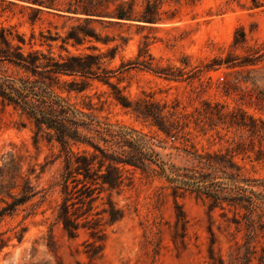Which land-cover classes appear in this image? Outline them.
<instances>
[{"label": "rangeland", "instance_id": "rangeland-1", "mask_svg": "<svg viewBox=\"0 0 264 264\" xmlns=\"http://www.w3.org/2000/svg\"><path fill=\"white\" fill-rule=\"evenodd\" d=\"M260 1V6L253 7L251 0H161L160 19L155 23L134 21L128 27L93 24L100 38L111 40L107 45L92 38L80 45H71L73 39L64 44L71 53L88 52L92 45L105 52L117 45L114 58L102 62V68L112 71L108 81L129 101L147 100L163 107L164 114L175 110L182 126L176 140L164 139L156 127L116 103L111 85L101 81V70L95 77L83 78L85 89L68 97L72 102L90 99L102 121L153 136V149L175 166L191 164L184 150L224 152L232 147L239 152L234 161L242 167V175L261 177L264 163L254 158L260 145L264 150V138L229 126L225 115L234 111L235 118H240L239 112L244 111L264 119V0ZM136 2L141 10L144 0ZM19 4L0 0V26L23 33L26 41L31 31L36 40H43L41 34L57 37L52 51L65 54L59 46L71 27L81 24L47 12L31 24L33 14ZM235 31L237 45L233 44ZM249 61L254 64L245 63ZM144 65L153 70L169 68L170 75L155 73ZM6 68L23 74L0 62V76ZM35 130L24 114L0 101V167L8 154L20 156L23 171L28 165L35 168L30 179L38 191L30 202L0 220V264H208L211 240L214 251L226 262L234 243L241 241L240 234L228 226L231 214L224 216L219 208L210 211L209 200L190 188L176 192V202L187 220L184 234L176 232L177 210L168 182L163 177L146 176L139 169H130L131 181L120 191L102 190L98 195L94 190L92 197H98L91 207L87 198L83 202L73 198L72 209L85 212L77 220L84 227L69 236L55 220L54 209L61 201L59 187L48 188L60 167L59 160L51 161L57 147L48 143L43 133L35 145ZM99 145L103 143L99 141ZM107 198L123 211L122 218L112 223L102 211ZM32 203L34 213L24 217ZM91 227H96V232L91 233Z\"/></svg>", "mask_w": 264, "mask_h": 264}, {"label": "trees", "instance_id": "trees-1", "mask_svg": "<svg viewBox=\"0 0 264 264\" xmlns=\"http://www.w3.org/2000/svg\"><path fill=\"white\" fill-rule=\"evenodd\" d=\"M7 1L10 4L20 3L22 9L29 10L33 14L31 24L43 12L81 24L71 27V32L59 46L65 54L59 52L57 55L52 51V43L57 37L41 34L43 40H36L31 31L26 41L23 33L0 26V62L23 72H7V68L4 70L0 76V101L2 105H10L19 110L33 123L36 129L33 136L35 145L40 140L41 133L48 143H55L57 153L51 161L59 160L60 167L52 176L48 188L59 187L61 201L54 209L55 220L62 224L68 235L75 236L78 228L84 227L77 220L85 212L72 209L76 203L73 198L80 202L87 198V204L91 207L92 201L102 190L120 191L131 181L130 169H139L146 176L163 177L168 182L177 210L174 222L176 232L184 234L187 223L176 202L179 188H190L203 194L209 200L210 211L219 208L224 216L227 212L231 214L227 218L228 226H232L234 232L240 234L241 241L234 243L226 262L214 251V240H211L207 248L208 264H264V174L261 177L243 176L242 167L234 161L235 155L239 153L235 152V148H226L224 152H199L195 148L193 151L184 150L191 158V164L188 167L175 166L161 159L153 149V145H156L153 136L133 127L102 121L94 112L90 99L72 102L68 97L71 92L80 93L85 89L83 78L95 77L98 70H101L104 74L101 81L111 85L112 98L116 103L128 109L137 119L148 121L162 133L164 139H177L182 126L175 110L164 114L163 107L158 108L147 100L129 101L108 81L112 71L101 66L104 58L109 61L114 58L117 45L105 52L92 45L87 47L88 52L79 53H71L64 46L69 39H73L71 45L75 46L82 44L87 38L107 45L111 40L100 38L95 33V23L117 27H128L134 21L155 23L160 19L161 0H144L141 10L137 9L136 0ZM261 3L260 0H251L253 7H258ZM241 33L244 42V34L242 31ZM236 34L237 31L233 35L234 45L240 43ZM36 44L47 48L44 50L36 47ZM245 63L254 64L250 61ZM126 65L130 67L129 63ZM143 67L158 74L170 75L169 68L157 67L153 70L145 65ZM62 76H70L72 79L62 80ZM225 115L229 117V126L236 125L250 134L264 138V119L254 118L244 111L239 112L240 118H235L234 111ZM221 121L226 123L225 120ZM88 132L94 135H87ZM94 139L97 142H93ZM99 141L103 146L99 145ZM86 147H91L92 150ZM254 159L264 163L261 145ZM42 172L41 169L35 176ZM34 173L32 165H28L25 171L22 170L20 156L8 154L6 162L0 167V220L5 215H12L38 193L30 179V175ZM96 189L98 195L92 197ZM105 203L107 207L102 211L107 214L109 223L122 218L123 211L115 207L110 198ZM30 208L24 217L34 213L31 211L35 208V203ZM91 229V233H94L97 228ZM253 259L255 263H252Z\"/></svg>", "mask_w": 264, "mask_h": 264}]
</instances>
